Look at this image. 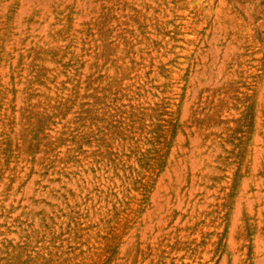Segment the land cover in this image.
<instances>
[{"label": "rangeland", "instance_id": "obj_1", "mask_svg": "<svg viewBox=\"0 0 264 264\" xmlns=\"http://www.w3.org/2000/svg\"><path fill=\"white\" fill-rule=\"evenodd\" d=\"M0 264H264V0H0Z\"/></svg>", "mask_w": 264, "mask_h": 264}, {"label": "bare ground", "instance_id": "obj_2", "mask_svg": "<svg viewBox=\"0 0 264 264\" xmlns=\"http://www.w3.org/2000/svg\"><path fill=\"white\" fill-rule=\"evenodd\" d=\"M26 2V1H25ZM33 6V5H32ZM83 17V16H82Z\"/></svg>", "mask_w": 264, "mask_h": 264}]
</instances>
